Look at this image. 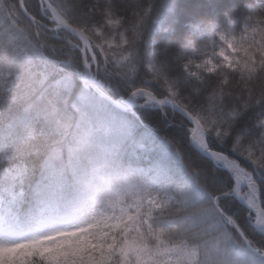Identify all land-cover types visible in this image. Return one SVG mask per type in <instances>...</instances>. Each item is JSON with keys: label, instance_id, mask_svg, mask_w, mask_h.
<instances>
[{"label": "snow or ice", "instance_id": "6c2138e0", "mask_svg": "<svg viewBox=\"0 0 264 264\" xmlns=\"http://www.w3.org/2000/svg\"><path fill=\"white\" fill-rule=\"evenodd\" d=\"M0 264H264V0H0Z\"/></svg>", "mask_w": 264, "mask_h": 264}, {"label": "trees", "instance_id": "16d2710c", "mask_svg": "<svg viewBox=\"0 0 264 264\" xmlns=\"http://www.w3.org/2000/svg\"><path fill=\"white\" fill-rule=\"evenodd\" d=\"M30 2H31V6H32L33 10H35L37 0H30Z\"/></svg>", "mask_w": 264, "mask_h": 264}]
</instances>
